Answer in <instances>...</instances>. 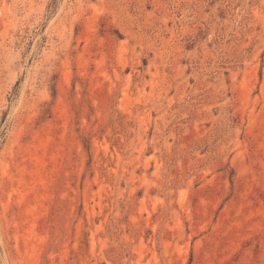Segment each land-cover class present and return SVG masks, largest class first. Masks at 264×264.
<instances>
[{
  "label": "rangeland",
  "instance_id": "1",
  "mask_svg": "<svg viewBox=\"0 0 264 264\" xmlns=\"http://www.w3.org/2000/svg\"><path fill=\"white\" fill-rule=\"evenodd\" d=\"M0 264H264V0H0Z\"/></svg>",
  "mask_w": 264,
  "mask_h": 264
}]
</instances>
